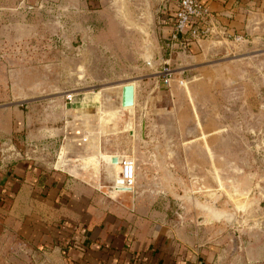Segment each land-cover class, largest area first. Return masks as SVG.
<instances>
[{"label": "crops", "instance_id": "1", "mask_svg": "<svg viewBox=\"0 0 264 264\" xmlns=\"http://www.w3.org/2000/svg\"><path fill=\"white\" fill-rule=\"evenodd\" d=\"M202 1L218 32L169 54L174 0H0V66L29 65L26 49L60 47L46 37L64 26V96L39 110L60 122L37 124L38 108L0 103V264H194L199 254L204 264H264L250 246L232 254L219 241L170 234L157 214L163 203L154 202L165 193L159 174L194 178L198 161L213 162L218 142L228 145V70L235 65L244 80L245 58H214L231 51L235 35L254 66L264 50V0ZM147 43L152 67L143 61ZM163 58L194 77L165 86ZM126 83L134 85L130 107L121 105ZM69 84L77 88L71 100ZM43 142L51 144L46 158L35 154ZM128 156L134 187L112 189L119 164L111 158Z\"/></svg>", "mask_w": 264, "mask_h": 264}, {"label": "rangeland", "instance_id": "2", "mask_svg": "<svg viewBox=\"0 0 264 264\" xmlns=\"http://www.w3.org/2000/svg\"><path fill=\"white\" fill-rule=\"evenodd\" d=\"M176 1L174 0L175 4ZM34 6L38 7L39 4ZM25 9H29L27 5L22 7L20 13H24ZM30 15L33 16L30 18L32 22L36 16L31 13ZM36 18L42 24L41 19ZM61 25H64V18ZM58 26L61 34L46 38H50L60 47L44 52L26 49L21 54L26 60H31L26 62L29 65L0 66V89L5 93L0 103L8 106L14 102L24 110L38 108L34 118L37 124L45 126L57 125L60 121H57L58 116L53 117L50 112L42 114L39 110L50 107L57 100V96H64V30L61 31L64 26ZM46 38L37 37L36 40L40 42L36 45L41 46ZM240 41L242 40L236 41L233 38L231 51L214 58L216 62L221 60L228 61L227 63L239 57L245 58L244 80L237 77L235 65L228 70V145H220L218 142L214 147V156L217 158L213 162H205L204 158L198 161L194 178L185 177L178 181L172 180L165 172L159 174L164 176L160 185L164 187L165 193L154 198V202L158 201L159 205L163 203V210L157 211L158 218L166 221L165 225L172 235L173 232H184L191 235L196 244L219 241L216 244L229 245L232 254L249 246L254 252L264 253V50L256 58L257 65L254 66L253 52L237 49L236 45ZM171 67L175 71L173 79H184V85L194 77L190 76L188 70ZM12 78L17 81L10 82ZM76 89V85L69 84L66 92ZM13 91L15 97L12 95ZM43 143L37 146L35 154L46 158L49 154V147L46 146L51 144L44 146L46 142ZM58 145L57 140L53 148L56 149ZM220 155L223 156L222 159ZM197 202L208 204L213 209L233 212L234 221L231 224L223 221L208 223L207 214L197 206ZM60 230L64 238V230ZM197 260L204 264L202 255L199 254Z\"/></svg>", "mask_w": 264, "mask_h": 264}, {"label": "built area", "instance_id": "3", "mask_svg": "<svg viewBox=\"0 0 264 264\" xmlns=\"http://www.w3.org/2000/svg\"><path fill=\"white\" fill-rule=\"evenodd\" d=\"M216 20L208 5L202 0H177L176 7L173 10L171 19V32L165 45L170 52L176 47L185 48L190 39L199 40L210 38L218 32L216 30ZM234 39L239 41L241 36L235 35ZM174 69L169 60L163 58L162 64L158 70V75L165 86H169L174 80ZM179 84L184 85V79L177 80ZM73 94L65 93V98L71 100ZM136 178V164L132 157H123L119 164V171L111 188L133 189ZM194 264H202L197 260Z\"/></svg>", "mask_w": 264, "mask_h": 264}, {"label": "water", "instance_id": "4", "mask_svg": "<svg viewBox=\"0 0 264 264\" xmlns=\"http://www.w3.org/2000/svg\"><path fill=\"white\" fill-rule=\"evenodd\" d=\"M150 43H147L145 46V53L143 56V61L147 66L152 67V55L149 52ZM134 104V85L132 83H126L122 87V96H121V105L123 107H129ZM64 155V146L60 147L59 154L55 163V168L58 169L61 166L62 158ZM122 157H112L111 161L114 163L120 164L122 162ZM199 208L203 210L207 214L206 221L208 223L213 222H221L223 221L225 224H231L234 221L235 214L229 211H222L218 209H213L208 204L204 203H196Z\"/></svg>", "mask_w": 264, "mask_h": 264}, {"label": "trees", "instance_id": "5", "mask_svg": "<svg viewBox=\"0 0 264 264\" xmlns=\"http://www.w3.org/2000/svg\"><path fill=\"white\" fill-rule=\"evenodd\" d=\"M63 253L66 254V251L63 250Z\"/></svg>", "mask_w": 264, "mask_h": 264}, {"label": "bare ground", "instance_id": "6", "mask_svg": "<svg viewBox=\"0 0 264 264\" xmlns=\"http://www.w3.org/2000/svg\"><path fill=\"white\" fill-rule=\"evenodd\" d=\"M116 166H117V163H116Z\"/></svg>", "mask_w": 264, "mask_h": 264}]
</instances>
